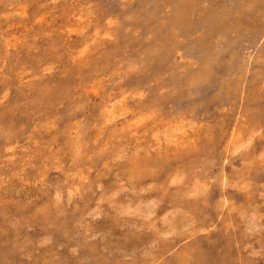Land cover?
Here are the masks:
<instances>
[{
	"label": "rangeland",
	"instance_id": "374dc122",
	"mask_svg": "<svg viewBox=\"0 0 264 264\" xmlns=\"http://www.w3.org/2000/svg\"><path fill=\"white\" fill-rule=\"evenodd\" d=\"M0 264H264V0H0Z\"/></svg>",
	"mask_w": 264,
	"mask_h": 264
}]
</instances>
